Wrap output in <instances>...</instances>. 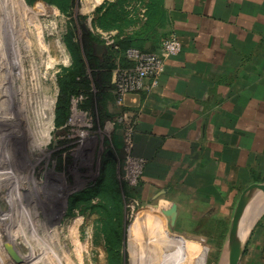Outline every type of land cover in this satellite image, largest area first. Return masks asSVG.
Instances as JSON below:
<instances>
[{
	"label": "rangeland",
	"instance_id": "obj_1",
	"mask_svg": "<svg viewBox=\"0 0 264 264\" xmlns=\"http://www.w3.org/2000/svg\"><path fill=\"white\" fill-rule=\"evenodd\" d=\"M105 1L75 0L73 19L79 40L83 32L79 17H85L82 26L92 29L94 5ZM23 3L21 10L15 0H0V178L4 179L0 184V218L4 224L0 221V264H26L7 245L4 227L21 233L15 235L20 250L25 255L33 253L36 264H109L101 216L80 207L70 214V199L98 181L106 154L116 162L121 188L126 182L137 186L144 179L146 164L141 174V161L129 155L132 116L127 110L129 114L121 117L115 113L103 118L97 111L87 114L78 108L81 98L73 99L69 132L53 138L58 77L63 67L72 64L63 42L72 17L58 10L31 7L25 0ZM52 101L53 126L38 138L46 109L51 117ZM120 121L126 127L124 156L113 143ZM133 164L137 166L135 171L129 168ZM239 196L230 213L219 205L190 212L182 207L176 218L149 210L160 205L157 200H129L124 196L122 264H156L161 252L172 253L179 248V261L197 264L199 259L184 247L183 239L200 245L201 255L205 254L201 257L203 264H221L224 258L227 260L229 223ZM259 197L261 202L256 204L253 198L247 207V214L259 212L257 218L248 233L246 219L244 229L253 253L254 243H260L257 248L264 263V231L256 241L253 232L264 221V196ZM224 228L226 233H222ZM188 231L193 233L186 234Z\"/></svg>",
	"mask_w": 264,
	"mask_h": 264
},
{
	"label": "crops",
	"instance_id": "obj_2",
	"mask_svg": "<svg viewBox=\"0 0 264 264\" xmlns=\"http://www.w3.org/2000/svg\"><path fill=\"white\" fill-rule=\"evenodd\" d=\"M163 9L166 20L144 35V47L158 52L174 35L182 51L166 59L158 87L109 110L132 116L135 151L147 161L141 199L160 203L149 210L171 218L182 207L219 205L230 213L248 185L264 183V0H164ZM257 225L255 241L264 221ZM182 243L203 264L200 245ZM259 244L253 253L247 242L240 264H264ZM179 251L161 252L156 264H184Z\"/></svg>",
	"mask_w": 264,
	"mask_h": 264
},
{
	"label": "trees",
	"instance_id": "obj_3",
	"mask_svg": "<svg viewBox=\"0 0 264 264\" xmlns=\"http://www.w3.org/2000/svg\"><path fill=\"white\" fill-rule=\"evenodd\" d=\"M25 2L31 7H41L45 11L58 10L72 17L67 33L63 37V42L71 55L72 64L69 67H63L58 77L59 94L54 110L53 138L69 132L68 121L72 114L73 99L81 98L78 108L87 114L97 111L103 118L114 115L109 110V105L116 103L115 86L112 82L113 72L118 67L134 66V62L126 56L130 48L143 52H155L145 49L143 37L150 30L156 32V28L164 24L166 20L163 9L164 0H106L94 11L92 29L82 26L85 17H79V24L83 31L81 40L77 37V26L73 19L75 0H25ZM31 7L29 8L34 11ZM140 7L145 8L144 20L139 16ZM138 24L141 25L137 30H129ZM113 30L117 31L114 42L107 45V50L102 57L97 56L94 46L106 43L99 31ZM123 111L118 113L117 117ZM117 131L113 137V143L116 150L123 156L124 125L118 123ZM134 154L143 158L145 164L147 163L144 157L136 153L135 148ZM142 185V180L137 183V186L126 182L124 188H121L116 179V162L112 156L106 154L103 157L98 181L75 193L70 199V214L80 207L82 211L90 210L101 216L102 234L109 264H122L123 261L122 247L126 235L124 196L129 200H140ZM95 199H99L100 203L94 204Z\"/></svg>",
	"mask_w": 264,
	"mask_h": 264
},
{
	"label": "built area",
	"instance_id": "obj_4",
	"mask_svg": "<svg viewBox=\"0 0 264 264\" xmlns=\"http://www.w3.org/2000/svg\"><path fill=\"white\" fill-rule=\"evenodd\" d=\"M145 10L142 11L141 17L144 16ZM102 38L105 39L106 44H112L113 38L112 33L99 31ZM182 51L181 41L174 35H169L163 42V45L158 52H143L136 48H130L126 52V56L129 60L134 62L133 67H118L114 71L113 84L115 86L116 104L119 106L125 105V101L128 95L139 93L143 90H152L159 86L161 77L165 70L166 59L172 56L178 55ZM147 80H150V85L147 84ZM123 114L128 115L127 111H123L119 117ZM128 117V116H126ZM71 119V118H70ZM121 124V121H120ZM124 125V124H123ZM134 121H131L130 129V140L131 149L129 155L136 160L141 161L142 170L145 166L143 158L138 157L134 154ZM126 127L124 125V151L126 150V138H125ZM123 151V156H124ZM136 167L134 164L129 168L131 171H135Z\"/></svg>",
	"mask_w": 264,
	"mask_h": 264
},
{
	"label": "water",
	"instance_id": "obj_5",
	"mask_svg": "<svg viewBox=\"0 0 264 264\" xmlns=\"http://www.w3.org/2000/svg\"><path fill=\"white\" fill-rule=\"evenodd\" d=\"M107 50V44L101 43L96 44L94 46V52L97 56L102 57L103 54ZM55 116V114H54ZM111 155V153H109ZM264 193V183H252L248 185L241 193L239 200L236 204L233 217L231 220V226L229 230V237L228 242L226 245V251H227V264H240L241 259L245 253L246 245L248 242V239H246L243 236V230H242V221L243 217L245 215V212L247 210V207L249 206L250 202L253 200V198L256 196L257 193ZM174 208H176L175 205H173ZM264 212V210H263ZM173 214V212H172ZM262 215V213H261ZM176 214L174 211V214L172 218H176ZM261 217V216H260ZM257 221L253 226H255ZM7 245L11 246L13 249V252L22 260H24V257L28 256L25 255L20 250V245L16 241L9 242Z\"/></svg>",
	"mask_w": 264,
	"mask_h": 264
},
{
	"label": "bare ground",
	"instance_id": "obj_6",
	"mask_svg": "<svg viewBox=\"0 0 264 264\" xmlns=\"http://www.w3.org/2000/svg\"><path fill=\"white\" fill-rule=\"evenodd\" d=\"M15 2H16V6H18V7H20L21 8V10H23L24 9V3H23V0H15ZM58 47H59V45H57ZM33 104V103H32ZM53 106H54V101H52L51 102V112H52V114H51V117H49L48 116V114H47V109H46V113L44 112V119H45V123H44V126H43V128L41 129V131H38V134H37V136H38V138L40 137H43L47 132H48V130L50 129V128H52V126H53ZM33 107V106H32ZM49 119V121H47ZM1 140V139H0ZM39 140V139H38ZM2 182H4V179L3 178H0V184H2ZM258 196H264V194H260V193H257L256 194V196L255 197H258ZM254 197V198H255ZM256 204L258 203V202H261V200L260 199H256ZM257 211V210H256ZM253 212V213H251V214H247L246 215V212H247V210H246V212H245V215H246V218H247V221H246V224H249V226H251L252 224H253V222H254V220L257 218V214L259 213V212ZM245 215H244V217H243V221H242V230H243V236L244 237H246L245 236V234H247L246 232H245V229H244V221L246 220L245 219ZM245 219V220H244ZM0 221H1V223L3 222V220L0 218ZM3 224V223H2ZM4 225V224H3ZM246 230H249V229H246ZM4 231H5V233H6V238H7V241H8V243L9 242H12V241H15V235H21V233L20 232H18V230L16 229V228H14V229H7L6 227H4ZM11 247V246H10ZM13 250V249H12ZM16 255V254H15ZM17 256V255H16ZM18 257V256H17ZM67 257V256H66ZM19 258V257H18ZM20 259V258H19ZM21 261H23L24 263H26V264H36L37 262H36V260H35V258H34V256H33V253H30L28 256H26V257H24V260H22V259H20ZM67 261V260H66ZM225 263V262H224ZM226 264H227V260H226Z\"/></svg>",
	"mask_w": 264,
	"mask_h": 264
}]
</instances>
